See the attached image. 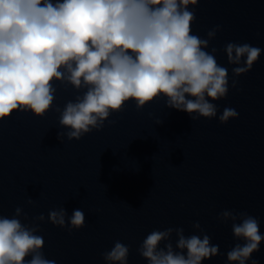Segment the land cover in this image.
Wrapping results in <instances>:
<instances>
[{"label":"clouds","instance_id":"obj_1","mask_svg":"<svg viewBox=\"0 0 264 264\" xmlns=\"http://www.w3.org/2000/svg\"><path fill=\"white\" fill-rule=\"evenodd\" d=\"M199 0H0V121L13 112L43 118L54 108L56 85L77 93L59 113L63 142L80 140L104 127L112 113L134 101L143 109L164 98L165 105L187 112L192 121L217 117L216 101L229 93L228 69L220 65L210 41L221 30L209 29L206 38L192 33ZM189 6H192L191 8ZM224 51L232 68L231 88L250 72L262 50L248 43L228 42ZM224 107L219 123L238 118ZM163 123L157 120L156 124ZM27 204L34 205L29 197ZM22 207L11 217L0 215V264H56L43 253L44 238L37 233L41 213L31 224ZM217 219L231 221L236 243L226 253L227 264H247L259 250L264 235L260 221L247 212L221 211ZM239 221V222H237ZM47 222L69 232L85 226L82 209L69 216L64 207L48 212ZM200 235H185L183 227L154 229L137 249L147 264H203L220 254L199 221ZM175 234V244L172 242ZM163 245V246H161ZM130 248L116 241L103 252L106 264H128ZM252 264H256L255 261Z\"/></svg>","mask_w":264,"mask_h":264}]
</instances>
